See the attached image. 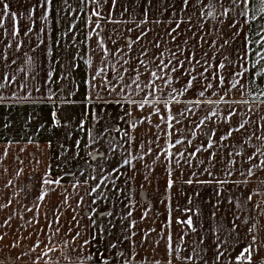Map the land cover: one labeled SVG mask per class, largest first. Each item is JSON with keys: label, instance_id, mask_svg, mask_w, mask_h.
<instances>
[{"label": "snow or ice", "instance_id": "snow-or-ice-1", "mask_svg": "<svg viewBox=\"0 0 264 264\" xmlns=\"http://www.w3.org/2000/svg\"><path fill=\"white\" fill-rule=\"evenodd\" d=\"M85 2L91 9L85 14L86 26L90 29L85 39L93 40L91 33H95L93 55L99 53L92 73L85 80L88 94L83 101L88 108L85 117L91 114L94 121L93 128L87 130L88 142L84 145L91 149L87 152L90 159L85 161L88 176L83 183L73 181L70 184L73 191L69 192L62 181L65 177H76V172L69 170L57 178L52 175L51 166L46 167L37 203L27 208L34 215L25 221L28 225L39 224L42 203L50 193L62 188L63 192L59 193L62 201L51 210V219L49 213L44 214L46 227L37 229L45 239L38 237L27 250L21 249L15 255H0V264H17L37 249L40 251L32 264H40V261L61 264L60 256H50L52 252L61 251L53 239L59 237L64 227L61 208L72 211L65 235L75 231L71 240H64L61 246L68 250L62 257L67 264H176L177 261L180 264H222V261L224 264H264V199H256L264 195V71L257 70L264 68L260 63L264 61V25H260L255 36L250 34L257 19H264V0H81ZM64 3L67 4V0ZM0 4V30H3L0 35L16 41L15 51L23 47L22 37L33 38L37 20L48 22L56 9L55 0H36L27 10L28 23L22 33L20 19L24 14L11 12L9 4L3 0ZM93 17L95 19H91ZM6 19L11 21L10 28L5 27ZM108 25L113 27L106 32ZM74 27L71 25L68 31ZM47 35L45 27L35 30L33 52L41 45L47 47ZM3 43L0 39V44ZM56 43L58 45L59 41ZM13 48L12 43H7L0 49V91L15 85L7 98L0 95V103L29 99L39 102L27 91L29 80L37 78L36 72L31 71L17 80L16 71L25 69L20 68L13 57L6 67L17 65V68L4 74L5 63L9 61L7 50ZM51 54L50 50L46 53ZM33 60L32 56H27L29 69L33 67ZM85 63L93 67L91 61ZM52 75L48 72L44 83H49ZM66 78L60 77L61 80ZM33 87L36 92L40 91L39 87ZM250 92L256 95L249 100ZM40 99L52 101L54 97L49 93ZM63 102L73 101L66 97ZM109 106L120 110L116 123H106L97 131L95 124L105 116L112 119ZM137 112L141 115L137 116ZM55 116L53 112L54 122ZM153 116L158 123L153 124ZM146 123L150 126L146 131L152 135L138 139L136 131ZM79 127L84 130V121ZM47 147L51 149L50 141ZM75 147L80 148L79 140ZM8 155L7 151L0 153L4 158ZM72 158L79 159V152H74ZM36 163L41 161L36 160ZM156 164L163 165L167 174L164 188L167 202L161 203L166 204L169 213L172 211L171 190L179 177L185 175V170L188 178L184 184L217 186L214 209H219L223 203L219 199L223 195L220 186H235L239 190L235 197H226L232 206L231 218L222 219L215 228L209 225L208 230L201 229L200 235L184 246L183 255L178 252L185 236L198 231L192 215L186 219L176 218L175 223L186 229L178 234L176 241L170 233H157L158 238L149 245V255H141L139 249L156 229L144 230L139 245L135 240L139 221L134 213L141 202L134 201L133 185L140 176L143 181L140 194L143 195L145 183L150 184L154 179L152 173ZM176 172L179 176L174 178ZM80 175L83 176L84 171H80ZM252 177L258 182L255 185L249 183ZM89 180L95 183L89 184ZM80 188H86L85 195L90 200L83 215L81 208L86 202L85 195L76 191ZM225 190L231 192V187ZM73 193L77 197L75 206L70 203ZM199 195V191H194L193 196ZM193 196H187L188 204L192 203ZM101 204L110 205L109 210L101 212ZM120 205L123 210L117 217L114 209ZM8 206L0 205V210ZM150 211L145 207L139 220L147 219ZM184 211L197 214L191 208ZM215 216L214 211L211 219ZM85 217L89 223L82 225ZM101 217L108 218L106 226L98 224ZM12 219L13 215L9 214L0 222V228H11ZM167 224H172L171 214ZM20 227L23 225L18 229ZM85 228L89 233L84 232ZM113 230L118 233L114 240L109 239ZM5 235L7 233L0 234V242ZM82 236V243L75 247L76 240ZM160 240H164L162 253L157 252ZM125 242L129 245L127 249L122 248ZM7 247L19 248V238ZM70 252L76 255L73 257ZM0 253H3L2 248ZM157 255L161 258L156 259Z\"/></svg>", "mask_w": 264, "mask_h": 264}, {"label": "crops", "instance_id": "crops-1", "mask_svg": "<svg viewBox=\"0 0 264 264\" xmlns=\"http://www.w3.org/2000/svg\"><path fill=\"white\" fill-rule=\"evenodd\" d=\"M4 3L9 4V10L11 12H17L24 14L20 19L21 32L24 31V25L27 21V10L30 5H34L36 0H3ZM56 9L50 15L48 22L37 20L35 29L32 33L33 38L22 37L24 45L20 51H15L16 41L10 37L0 35V39L4 41L0 44V49H3L4 44L12 43L13 49H8L9 61L5 63V73L10 74L12 69H16L17 65L20 68H24V72L16 71L15 76L17 80L25 78L31 71L37 73L35 81L29 80V87L27 91L32 93V97L39 100L34 102L33 99L28 101H6L0 103V153L7 151L9 153L7 158L0 156V205L8 204L7 208L0 210V222H2L9 214L13 215L11 228H0V234L7 233L2 242H0V248L3 249V253L0 255L13 254L20 252L21 249L27 250L39 237L40 240H44L42 233H38L37 229L45 228L46 221L44 214L49 213V219H51V210L60 204L63 197L59 194L63 192L62 188H57L56 192H52L46 197L39 209V224L28 225L26 220L32 219L34 212H28L27 208H31L37 203V195L42 188L41 177L45 172L46 167L51 166L52 175L54 177H60L69 170L76 172V177H65L62 183L68 187V191L72 192L70 184L79 180L81 183L88 176V170L85 166V161L90 159L87 156V152L91 149L86 148L84 145L88 142L87 130L93 128V118L91 114L85 117V113L88 112L86 104L83 102L84 97L88 94V88L85 84V80L89 78L93 68L96 64V55H93V48H95V40L97 39L95 33H91L93 40H86V36L89 35L90 29L86 26V15L90 12V6L87 3H81V0H67V4L64 0H55ZM70 5V7H69ZM2 8V4H0ZM91 19H95L94 17ZM11 21L6 19L5 27L10 28ZM71 25H75L71 31H68ZM260 25H264V19H257L252 25L250 34L254 35L260 30ZM45 27L47 30V37L45 38V45H41L35 52L32 48H35V30ZM112 25H108L105 31H110ZM116 27L125 28L127 25H117ZM161 30L160 28L157 29ZM3 30H0L2 32ZM67 34L65 35V33ZM103 35V33L101 34ZM57 41L59 44L57 45ZM51 51V55H46L48 51ZM27 56H32L33 67L29 69L27 64ZM77 57L73 59V57ZM16 58L17 65H12L11 68H7L6 64L10 63L11 58ZM85 61H91L93 67H89ZM264 64V61L260 62ZM76 67H73V66ZM258 71H264V68L257 69ZM48 72H52L53 75L49 83H44V79ZM67 77L61 80V76ZM186 77L181 80L183 84ZM39 87L40 91L36 92L34 87ZM197 87H199L197 85ZM15 90V85L12 87H5L3 91H0V95L6 98ZM51 93L54 97L52 101L47 99H40L41 96H47ZM19 95H24L23 92H19ZM189 96L191 93L188 94ZM256 95L255 92H250L249 100L251 96ZM68 98L72 103H64V98ZM183 100V97H181ZM175 107H181L176 105ZM223 107V105H220ZM119 109L108 107V112L112 114V119L109 120L107 116L104 117L98 124H95V129L101 130L106 123L115 124V117L119 112ZM147 111V110H146ZM53 112L56 113L55 122L53 118ZM137 116L141 113L137 112ZM84 121V130H80V123ZM153 124L158 123V119L153 116ZM123 127V125H120ZM150 126L146 123L141 125L136 135L139 139L141 136L146 138L151 137L152 132H147L146 129ZM155 131V129H153ZM115 135V133H112ZM80 141V148L75 147L76 141ZM51 142L52 147H47L48 142ZM160 143L163 144L164 140L161 138ZM39 145V147H37ZM63 146V147H61ZM155 148V145H153ZM181 148L183 146H180ZM79 152V159H73V153ZM59 155V159L57 156ZM151 158H148L150 162ZM23 161L21 164L20 161ZM36 160H40L41 163L37 164ZM155 171L152 173L154 179L151 183H145L143 189V195L140 194V184L143 182L140 176H137L136 182L133 185L134 201H140L137 210L134 213L135 218L139 221L137 224L138 235L135 237L137 245H139L141 237L144 235V230H150L155 228L156 231L152 232L148 237L142 248L139 249L141 255H149L151 248L149 247L151 241L157 239V233L163 231L164 235L171 234L173 241L177 240L178 234H183L186 230L183 225L175 223L176 218L186 219L188 215H192L193 223L197 227L196 233H190L185 236V241L181 243V249L178 252L179 255H183V248L185 245L191 244L198 235L200 230H208L209 225L213 228L223 219L227 220L231 218V212L229 209L232 207L228 204L226 197H235L239 190L235 186H220L223 195L219 198L223 201L220 204L219 209H214L213 205L217 201L215 195L216 185H196L191 186L183 183L188 178V172L185 170V175L179 177L176 186L171 190L170 204L172 207L171 213L166 207L167 196L164 192L165 182L167 174L164 171V167L161 164L154 165ZM22 170V171H21ZM80 171H84V175H80ZM20 173L17 175V173ZM131 175V173H128ZM179 176V172L174 173V178ZM204 178V177H202ZM241 179H244L241 177ZM9 182L10 185H9ZM94 181L89 180V184H94ZM251 185L258 183L255 177H252L249 182ZM6 185H8L6 187ZM228 187H231V192L226 191ZM183 189V191H181ZM80 195H85L86 188L77 189ZM194 191H199L198 197L193 196ZM187 194V195H185ZM187 196H193L191 204L187 202ZM77 197L75 193L70 198V203L75 206ZM257 201L264 199V195L257 197ZM85 206L81 208V214L87 211V203L90 202L89 197L85 195ZM145 207L151 209L149 217L143 221H140V215L145 210ZM110 205L101 204L100 211L105 212L109 210ZM185 208H191L197 214L185 213ZM123 210V205H120L118 209H114L117 212V217L120 211ZM35 211V209H34ZM216 212L215 219H211L212 213ZM63 215L61 216V224L64 226L61 229L59 237H54V242L57 248H60L59 252H52L50 256L61 257V264H67V261L63 260L64 252L68 251L63 249L62 243L64 240H71L75 235L73 231L70 235H65L68 227V221L71 220L72 211L70 208H61ZM171 214L172 224L168 226L167 217ZM23 217V219H21ZM106 217H101L98 220V224L101 226L107 225ZM89 221L85 217L81 220L82 225L88 224ZM119 219L117 218V226L119 227ZM19 225H23L18 229ZM126 226V222H125ZM18 229V230H17ZM27 229V230H25ZM80 229H76L79 231ZM50 231V230H49ZM84 232L89 233V229L85 228ZM116 233L113 230V236L109 239H115ZM211 234V233H209ZM28 237V238H25ZM19 238V248H9L7 245L17 242ZM76 240L75 247H78L83 240ZM43 247V245H41ZM91 247V246H89ZM129 247L128 242L122 245V248L127 249ZM164 248V240H160V247L157 249L158 253H162ZM144 249H148L145 252ZM40 251L30 253L29 256L23 257L17 261V264H32V259ZM73 257L76 255L74 252H70ZM135 255V250L133 251ZM160 255L156 256V259H160ZM40 264H44V261H40ZM176 264H180L179 261ZM222 264L224 262L222 261Z\"/></svg>", "mask_w": 264, "mask_h": 264}]
</instances>
